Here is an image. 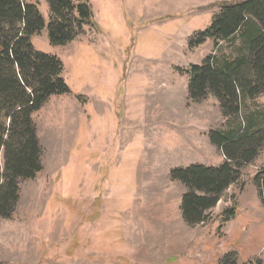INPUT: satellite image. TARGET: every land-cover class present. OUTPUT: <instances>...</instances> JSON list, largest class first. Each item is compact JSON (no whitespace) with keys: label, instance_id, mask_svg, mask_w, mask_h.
<instances>
[{"label":"rangeland","instance_id":"374dc122","mask_svg":"<svg viewBox=\"0 0 264 264\" xmlns=\"http://www.w3.org/2000/svg\"><path fill=\"white\" fill-rule=\"evenodd\" d=\"M38 1L45 25L31 43L60 59L70 92L33 114L42 168L20 181L12 216L0 218V264H221L228 254L264 264V205L253 182L264 144L204 222H184L186 187L171 177L225 160L210 137L228 119L212 95L189 98L187 71L230 51L189 41L221 1L242 0H87L92 22L63 45L49 42L48 6ZM254 110H264V93L245 100L242 112Z\"/></svg>","mask_w":264,"mask_h":264},{"label":"trees","instance_id":"16d2710c","mask_svg":"<svg viewBox=\"0 0 264 264\" xmlns=\"http://www.w3.org/2000/svg\"><path fill=\"white\" fill-rule=\"evenodd\" d=\"M48 6V39L63 45L92 22L87 0H44ZM38 0H0V218L9 219L19 199L22 180L41 170V146L33 114L53 95L69 93L62 77V62L35 50L31 36L40 33L45 20ZM210 25L197 32L190 46L213 41L214 50L227 44L230 55L208 54L188 68V96L199 101L212 95L227 127L211 132L210 140L224 156L219 166L192 164L171 170V177L186 191L180 211L184 222L206 221L222 193L240 177V166L251 162L264 144V110L242 112L245 100L264 93V0L221 1ZM253 182L264 205V168ZM234 215L223 211L222 223ZM221 264H236L225 255ZM256 264H261L257 262Z\"/></svg>","mask_w":264,"mask_h":264}]
</instances>
